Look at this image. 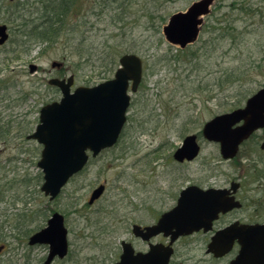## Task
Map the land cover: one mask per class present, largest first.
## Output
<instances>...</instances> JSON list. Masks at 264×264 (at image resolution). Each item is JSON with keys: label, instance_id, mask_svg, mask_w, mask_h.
Segmentation results:
<instances>
[{"label": "rangeland", "instance_id": "374dc122", "mask_svg": "<svg viewBox=\"0 0 264 264\" xmlns=\"http://www.w3.org/2000/svg\"><path fill=\"white\" fill-rule=\"evenodd\" d=\"M34 1L4 0L0 6V25L9 29V42L0 47V62L4 59L5 68L0 79H6L9 95L15 101L11 108L6 106L7 101L0 102V115H10L22 124L30 120L35 124L34 130L40 108L61 97V92L48 84L49 78L73 75V88L93 86L112 78L114 72L100 74L103 67L98 62L93 66L83 61L77 67L71 46L76 36H91L87 43L93 45L98 34H117L120 27L127 32L123 45L130 51L125 54L143 59L142 88L132 94L128 124L119 142L90 160L56 200L50 202L33 188V194L24 197L22 185L8 182L7 188L13 191L9 190L0 203V245H4L0 264L44 263L48 246L27 249L28 236L19 238L14 225L21 208L41 210L46 218L39 215L34 222V232L39 231L52 215L53 211L45 208L49 204L64 216L68 230L69 254L63 261L55 260V264H111L114 248L120 250V242L131 238L122 235L125 228L120 224L122 216L125 219L128 215L133 223L149 224L159 209L169 208L170 202L162 206L163 196L185 182L210 179L215 171L217 148L206 142L198 160L189 163L186 171L177 165L172 156L183 137L198 135L214 112L235 108L240 97L251 96L264 87V0H214L210 13L204 17L199 39L183 50L166 42L162 26L171 15L185 11L198 0H122L127 8L121 23L110 21L109 4H105L106 10L102 6L108 0H78L70 18L72 29L68 26L62 30L61 38L53 45L26 49L27 36L23 35L39 16ZM245 7L251 12H242ZM147 8L157 9L164 16L163 21L154 20L156 27H151L147 19ZM56 62L59 66L52 67ZM30 65L37 66L33 74ZM229 74L238 80L227 82ZM20 92L30 94L26 99H15L21 96ZM213 97L228 100L209 102ZM20 144L18 140L0 144V164L4 166L0 183L40 172L37 162L42 146L34 141ZM35 148L38 157L34 156ZM10 157L20 159L17 164H10L7 161ZM184 172L186 179H181ZM225 172L230 173L227 167ZM100 185H105L103 196L89 205L91 193ZM140 195L144 196L143 207L138 206ZM204 250L203 244L195 240L189 251L174 257L172 264H200L208 259ZM187 257L190 259L185 260Z\"/></svg>", "mask_w": 264, "mask_h": 264}, {"label": "water", "instance_id": "95a60500", "mask_svg": "<svg viewBox=\"0 0 264 264\" xmlns=\"http://www.w3.org/2000/svg\"><path fill=\"white\" fill-rule=\"evenodd\" d=\"M213 2L214 0H199L193 2L186 11L171 15L167 24L162 27L166 42L182 50L194 44L199 37L203 17L209 14ZM8 38L7 26L1 24L0 46L5 44ZM56 65L59 66V63H53L52 67ZM119 66L114 78L92 87L79 86L71 90L74 84L72 75L67 79H49V85L58 88L62 96L58 102L48 103L39 110L38 125L27 139L42 145L37 163L43 177L40 187L51 201L61 193L64 185L75 174L82 171L90 156L96 157L103 149L113 147L122 133L131 100L128 86L131 82V91L138 89L142 79V59L131 53L122 55ZM36 69V65L29 66L32 74ZM247 103L244 109L218 115L204 125V136L221 143L224 158L233 156L243 139L254 129L264 126V87ZM240 120H244L243 126L232 130L231 126ZM198 153L195 136H187L173 158L177 161H189ZM104 187L102 185L94 190L89 204L101 196ZM181 192L178 206L162 215L156 226L149 227V235L163 232L166 236L171 235L173 241L182 234H191L202 228L208 230L216 213L222 210L221 207L215 210L205 207L210 203L206 197L212 192L204 193L194 186ZM186 204H189L194 213L180 224L178 212L183 211ZM225 208L223 210H226ZM172 228L175 231H172ZM133 233L139 237L142 233L141 227L135 226ZM236 239L241 248L230 264H264V225L238 230L227 228L213 237L209 252L223 256L231 250ZM28 241L30 246H49L44 264H52L55 257L65 258L68 239L63 216L58 212L53 213L47 225L34 233ZM157 247H152L147 254H134L133 248L123 242V253L116 264H169L172 249L159 252L156 251Z\"/></svg>", "mask_w": 264, "mask_h": 264}, {"label": "flooded vegetation", "instance_id": "af4514ba", "mask_svg": "<svg viewBox=\"0 0 264 264\" xmlns=\"http://www.w3.org/2000/svg\"><path fill=\"white\" fill-rule=\"evenodd\" d=\"M141 85L142 82L138 86L139 88L136 93H138L139 90L142 88ZM250 97L251 96L240 97L238 103L239 106L231 108L229 110H218L216 113L214 112L212 118L217 117L221 114H228L229 112H232L239 108H244ZM224 100L228 99L213 97L210 98L208 101L218 103L219 101ZM243 124L244 120H240V122L234 123L231 126V129H239L241 126H243ZM186 137L187 136L183 137L179 145H181L186 140ZM195 137L197 138L196 140L200 148V152L203 149L202 145L204 142H206V144L210 143L217 148L216 154L218 159L214 168L215 171L213 172L211 178L200 180L198 182H191L190 184L188 182H182L183 184L181 187H179V189H177L176 191H172V193H169V195L163 196L161 199L162 206H166L170 202L169 208L164 210L159 209V211L155 213L156 215L153 214V221L149 222V224L133 223L131 222V219L128 215L125 219L122 216L120 224L125 227L122 232V235H129L131 238H129L128 240H122L120 242V250H117L116 247L114 248L113 252L116 249V253L113 254V258L116 256V254L117 257L114 259L111 258V264H116L120 259L119 257L123 253V242L133 247L135 254H138L139 252L147 254L150 252L152 247L156 246H158L156 248V251L159 252L170 248L172 249V257L169 261V264H172L174 257L184 250L189 251L192 248V244H195V240L203 244L205 249L204 254L208 257V259L204 261L201 260L200 264H230V262L235 260L236 256L239 254L238 252L241 248L240 243L236 239L234 241L235 243L233 244L231 250L228 253L223 256H216L215 254L209 252V247L212 244L213 237L227 228L238 230L243 229L245 227H259L264 225V126L254 129L247 138L241 141V143L238 145L239 147L235 155L231 156V158H224L222 155L221 143L206 138L202 130L198 133V135L195 134ZM198 157H196L192 161L184 160L183 162H175L178 166H180V168H183V170L186 171L187 165L189 163L197 161ZM206 165L208 166L207 163H205V167ZM226 167L230 171L229 174L225 172ZM186 174L187 172L181 173L180 178L186 179ZM190 186H194L199 191H202L204 193L212 192L210 196L206 197L208 202H210L208 205L205 206L206 208L215 210L221 207L223 210V208L226 207V210H219L216 213V216L213 219L208 230L202 228L200 230L193 231L191 234H182L173 241L171 239V235L166 236L163 234V232H160L155 235H149L147 229L149 227L156 226L162 215L176 208L179 204L178 200L182 193L181 191L190 188ZM138 200V206L143 207L144 196L140 195L138 197ZM158 201L159 200H156L155 202ZM129 204L134 206L131 203ZM191 209L192 208L189 206V204H186L184 210L178 212L179 214L177 218L180 224L185 219L191 217V215L194 213L191 211ZM135 226L141 227L142 236L141 234L139 237L134 235L133 229ZM23 230L24 229H22V232ZM171 230L175 231L174 228H172ZM32 234L27 237V245H25L26 248L29 250L33 249L35 246H42L29 245L28 239L32 236ZM198 245H200V243ZM3 249L4 247L1 244L0 255ZM68 254L69 250L65 258L68 256ZM46 257L47 256H45L44 260L46 259ZM65 258L60 259L58 257H55L52 264H55V260L63 261L65 260ZM184 259L188 260L190 259V257Z\"/></svg>", "mask_w": 264, "mask_h": 264}, {"label": "trees", "instance_id": "16d2710c", "mask_svg": "<svg viewBox=\"0 0 264 264\" xmlns=\"http://www.w3.org/2000/svg\"><path fill=\"white\" fill-rule=\"evenodd\" d=\"M78 0H35L34 3H36L37 7L39 8V16L36 20H33L31 25L29 26L31 29L28 33H24L23 36H27V42L24 43L26 46V49H30L34 45L41 46V45H53L55 44L60 38L62 30L70 26V18L72 14L75 11V8L77 7ZM2 3H5L4 0L0 1V6ZM105 4H109L110 8L107 12L108 14H111V22L121 23L124 22V15L126 10V2L122 0H108V3H103L102 6L106 10L107 6ZM250 11L251 9L249 7L242 8V12ZM147 11V19L149 22H151V27L154 26L155 22L154 20H164V16L162 13H158L159 11L157 9H145ZM101 12V10H100ZM102 13V12H101ZM25 24V27H28ZM150 27V28H151ZM71 28V26L69 27ZM124 27L119 28V32L117 34L110 35L108 34H98V37L93 39L92 44L90 45L87 42L90 40L91 36L87 35H80V37L76 36L75 39L72 42L73 54L75 57H77V60L74 62H77V67L84 61L86 63L90 62L93 66H95V63L98 62L100 67H103L101 69V73H104V75H108L111 72H114L116 69L117 63L121 57L122 54H125L126 52H129L130 50L123 45V39L127 37V32L123 29ZM72 29V28H71ZM160 27L156 28L155 32H159ZM150 30V29H149ZM118 39L116 43H112V41H115ZM96 42V43H95ZM18 46V44H16ZM16 52V51H14ZM66 60V58H62ZM4 60V59H3ZM3 60L0 62V75L3 77V71H5V68H3ZM261 63H259L256 67H259ZM2 67V68H1ZM231 74H234L232 72ZM232 78V79H231ZM237 79V77H231L230 74L227 76V82ZM5 78L0 79V102L3 103L7 101L8 108L12 107V102H15L12 100V97L9 95L8 88L9 86L5 84ZM226 80V79H225ZM221 84V83H220ZM21 96L19 98L15 99H26V97L30 93H19ZM25 101V100H24ZM32 121H27L22 124V122H19L17 119H13L10 115H5L4 117L0 115V144H6L7 142L11 143L13 141H19L23 145L24 142L28 144V142H31V140H26L27 134H29L35 124ZM16 130V132H15ZM123 135V134H122ZM16 146H19L18 144ZM37 148H35L34 156L38 157ZM23 153V152H22ZM19 157H10L8 158V162L10 164H17ZM3 165L0 164V171L3 169ZM1 174V172H0ZM42 175L41 172H37L35 174L32 173H26L24 175H19L18 178L14 177V179L7 180V182L0 183V203L3 202L4 197L9 192V190H12L10 187L7 188L8 182H12L13 184H20L22 185V188L24 189L21 194H23L24 197H27L30 194H33V190L37 189L35 193L39 194L40 190V184L42 182ZM14 196H17L16 194ZM7 197V196H6ZM19 197V196H17ZM48 209V208H47ZM49 211L51 209H48ZM54 211L53 209L51 212ZM41 210L36 209H29V208H21L19 213H16V219L17 224H15V230L18 232V237L21 238L23 235L26 237L31 235L32 232L35 231L34 228V222L36 219V216L40 215L41 219L46 218V213L42 212ZM47 212V211H46ZM33 214V215H32ZM42 214V215H41ZM29 216L31 217V221L29 219ZM22 229L23 232H22ZM24 233V234H23ZM23 238V237H22Z\"/></svg>", "mask_w": 264, "mask_h": 264}]
</instances>
